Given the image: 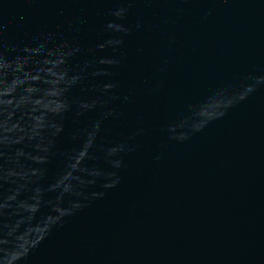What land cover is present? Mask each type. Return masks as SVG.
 Listing matches in <instances>:
<instances>
[{
  "label": "water",
  "instance_id": "95a60500",
  "mask_svg": "<svg viewBox=\"0 0 264 264\" xmlns=\"http://www.w3.org/2000/svg\"><path fill=\"white\" fill-rule=\"evenodd\" d=\"M164 14L195 264H264V0H164Z\"/></svg>",
  "mask_w": 264,
  "mask_h": 264
},
{
  "label": "clouds",
  "instance_id": "9594fccd",
  "mask_svg": "<svg viewBox=\"0 0 264 264\" xmlns=\"http://www.w3.org/2000/svg\"><path fill=\"white\" fill-rule=\"evenodd\" d=\"M251 90H252L251 88L248 89L249 92H250ZM245 96H246V95H244L241 99H243Z\"/></svg>",
  "mask_w": 264,
  "mask_h": 264
}]
</instances>
